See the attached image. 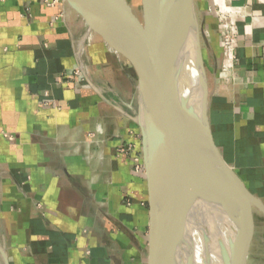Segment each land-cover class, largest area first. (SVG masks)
<instances>
[{
	"label": "crops",
	"instance_id": "0c3cea01",
	"mask_svg": "<svg viewBox=\"0 0 264 264\" xmlns=\"http://www.w3.org/2000/svg\"><path fill=\"white\" fill-rule=\"evenodd\" d=\"M231 3L230 46L202 19L207 121L264 205V0ZM85 29L63 0H0V264H147L145 177L120 153L135 73L96 34L79 49Z\"/></svg>",
	"mask_w": 264,
	"mask_h": 264
},
{
	"label": "water",
	"instance_id": "95a60500",
	"mask_svg": "<svg viewBox=\"0 0 264 264\" xmlns=\"http://www.w3.org/2000/svg\"><path fill=\"white\" fill-rule=\"evenodd\" d=\"M63 2L135 73L133 121L140 135L147 192V264H179L187 221L200 205L202 210L219 211L233 227L228 251L219 249L220 264H247L253 235L249 207L264 217V205L213 142L207 121L203 33L197 27L194 0H164L160 18L153 0H140L141 21L125 0ZM189 36L195 40L191 56L200 95L194 101L179 91L180 55Z\"/></svg>",
	"mask_w": 264,
	"mask_h": 264
},
{
	"label": "bare ground",
	"instance_id": "6f19581e",
	"mask_svg": "<svg viewBox=\"0 0 264 264\" xmlns=\"http://www.w3.org/2000/svg\"><path fill=\"white\" fill-rule=\"evenodd\" d=\"M153 2L157 17L160 18L164 0H153ZM85 24V32H87L92 26L88 23ZM86 40L88 38L85 39L81 36L78 43L79 49ZM194 46L195 40L189 36L180 55L179 91L190 101H194L200 96L197 88V70L191 56ZM184 234L183 246L178 255L179 264H220L219 249L228 251V242L233 235V227L219 211L208 208L202 210L200 205L189 217Z\"/></svg>",
	"mask_w": 264,
	"mask_h": 264
},
{
	"label": "rangeland",
	"instance_id": "374dc122",
	"mask_svg": "<svg viewBox=\"0 0 264 264\" xmlns=\"http://www.w3.org/2000/svg\"><path fill=\"white\" fill-rule=\"evenodd\" d=\"M125 1L130 6V8H131L133 14L135 15V17L139 21H141L142 20V13H141L140 0H125ZM205 1H207L209 3L212 2V0H205ZM197 7L198 6L195 5V14H196L197 27H198L199 32L203 31V33H204V31H205L204 27H203L204 18L207 19L205 17V14H208L209 16L213 15L212 17L215 18V20L217 21L216 23H217V25L219 27V22H218V20H217V18L215 16L213 10L211 12H209L208 8H206L205 13H203L201 10H198ZM212 17H210V18H212ZM202 19H203V21H202ZM92 29H94V28L91 27L89 29V31L87 30V32H84V35H82V36L85 39L86 38L90 39V37L92 36L91 35L92 34V31H91ZM218 35L220 36L219 30H218ZM208 45L209 44L205 43L204 37L201 36V49H202L203 68H204V72H205V75H206V80H207V74L210 73L208 65L210 64V62L213 61V59H211L208 56V54H207L209 52L207 50V48H210V46H208ZM129 66H130V64H129ZM136 133L139 134L138 128H137V132ZM138 139H139V145L138 146L140 147V135H139ZM124 146L125 147L127 146L126 148H129V152H127V154L130 153L131 151L133 153L132 144L128 143L127 145H124ZM124 146L122 148H120V152L121 151H125ZM133 169H134V172H136L135 167ZM248 214H249V217L252 218L253 231H255V232L253 233L252 238H251V240H250V242L248 243V246H247L248 249H247L246 263L247 264H264V217L257 209H255L253 207H249Z\"/></svg>",
	"mask_w": 264,
	"mask_h": 264
},
{
	"label": "built area",
	"instance_id": "2783aa9c",
	"mask_svg": "<svg viewBox=\"0 0 264 264\" xmlns=\"http://www.w3.org/2000/svg\"><path fill=\"white\" fill-rule=\"evenodd\" d=\"M232 1L234 0H212V6H209L208 11L211 12L213 10L218 22H219V32H220V41L224 47H228L231 45V42L234 38L233 31V19L240 12V7H236L232 5ZM139 134H132L133 142L132 151L129 152V148L124 147L125 151H121L120 153L129 156L131 162L133 163V168L135 167L136 172L140 174H144L142 158H141V149L139 145Z\"/></svg>",
	"mask_w": 264,
	"mask_h": 264
}]
</instances>
